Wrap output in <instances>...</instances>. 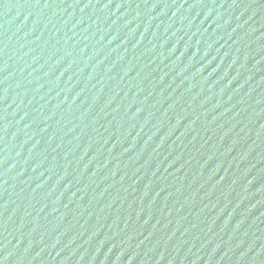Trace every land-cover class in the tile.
Here are the masks:
<instances>
[{"label": "water", "instance_id": "obj_1", "mask_svg": "<svg viewBox=\"0 0 264 264\" xmlns=\"http://www.w3.org/2000/svg\"><path fill=\"white\" fill-rule=\"evenodd\" d=\"M0 264H264V0H0Z\"/></svg>", "mask_w": 264, "mask_h": 264}]
</instances>
